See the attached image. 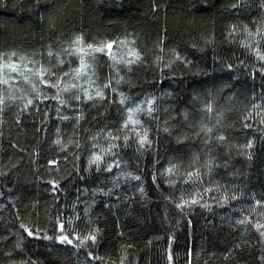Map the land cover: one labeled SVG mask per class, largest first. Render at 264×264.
<instances>
[{
	"label": "trees",
	"instance_id": "16d2710c",
	"mask_svg": "<svg viewBox=\"0 0 264 264\" xmlns=\"http://www.w3.org/2000/svg\"><path fill=\"white\" fill-rule=\"evenodd\" d=\"M0 264H264V0H0Z\"/></svg>",
	"mask_w": 264,
	"mask_h": 264
},
{
	"label": "snow or ice",
	"instance_id": "6c2138e0",
	"mask_svg": "<svg viewBox=\"0 0 264 264\" xmlns=\"http://www.w3.org/2000/svg\"><path fill=\"white\" fill-rule=\"evenodd\" d=\"M74 43H75V44H79V43H81V38H80V37H77V38H76V41H74ZM88 47H89V48H92V45H89ZM106 47H107L109 50H111V48L113 47V44H112V43H108V44L106 45ZM96 50H97V51H103V47H101V48H97ZM79 51H83V49L81 48V49H79ZM10 67H12L13 70H15V65H10ZM81 67H82V68L85 67V64H84L83 60H81ZM97 95H100V93L97 92ZM29 103H31V101H29ZM129 111H132V110L130 109ZM60 239H61V241L67 240L68 243H71V241L68 240V238H67L66 236H61ZM93 239H94V237H93Z\"/></svg>",
	"mask_w": 264,
	"mask_h": 264
}]
</instances>
